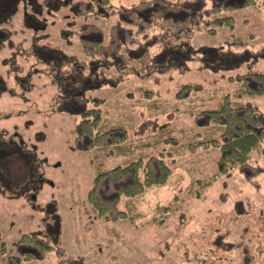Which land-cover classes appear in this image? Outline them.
Masks as SVG:
<instances>
[{"label":"rangeland","instance_id":"374dc122","mask_svg":"<svg viewBox=\"0 0 264 264\" xmlns=\"http://www.w3.org/2000/svg\"><path fill=\"white\" fill-rule=\"evenodd\" d=\"M79 1L51 0L37 23L24 22L23 10L29 8L18 1L19 8L0 22V28L9 32V43L0 42V128L7 127L2 138L19 132L26 141L25 149L31 152L29 144L35 143L30 164H35L32 167L36 166L39 175L34 180L40 184L37 190L29 191L34 197L29 199L24 183L31 177L29 169L25 175L18 168L0 169V248L4 244L5 254L16 253L15 241L21 234L35 231L46 235L60 250L52 249L46 256L20 264H264V163L260 162L262 169L256 175L240 168L219 174L216 145L192 150L180 145L168 181L148 186L134 197L133 220L96 215L87 201V191L97 167L124 164L129 157L101 148L78 149L74 136L80 115L57 101L62 91L58 76L68 70L71 60L81 58L77 25L83 19L97 22L104 39L116 19L107 12L100 14L98 7L77 13L82 10ZM136 1L111 0L115 6ZM233 14L231 28H218L209 34L195 27L172 39L174 43L182 40L178 46L182 50L228 44L233 36L249 49L261 48L264 0ZM33 47H42L44 59L39 60ZM124 49L120 53L123 58L105 68L110 78L86 94L103 98L99 128L121 124L128 131V143L137 147L143 140L152 141L142 143L144 150L167 146L165 140L154 141L162 126L180 129L173 134L181 138L193 124V117L184 111L188 94L178 95L183 83H199L201 92L218 87L231 92L238 83L230 75L245 69L243 65L213 70L197 51L180 67L162 72L155 69L141 76L136 73L137 63ZM160 49L154 46L151 53ZM260 62L264 63V57ZM142 87L157 91L156 100L164 109L149 107L156 95L145 101L139 95ZM244 99L264 107V95ZM93 104L92 100L87 102L89 107ZM256 159V153L250 155L251 161ZM162 205L167 209L158 210Z\"/></svg>","mask_w":264,"mask_h":264},{"label":"trees","instance_id":"16d2710c","mask_svg":"<svg viewBox=\"0 0 264 264\" xmlns=\"http://www.w3.org/2000/svg\"><path fill=\"white\" fill-rule=\"evenodd\" d=\"M259 1L138 0L120 6H115L111 0L79 1L82 10L77 13L96 11L98 7L102 10L100 14L107 12L115 15L116 19L109 25L104 39L103 29L97 22L83 19L77 25L76 33L81 34L77 36L81 58L71 60L68 70L58 76L62 86L58 101L60 106L80 115L74 136L78 149L101 148L112 155L129 157L124 164L97 167L87 191V201L96 215L110 220H133L136 211L134 197L148 186L168 181L180 145L189 150L206 145L218 146L219 174L235 168L248 170L252 175L260 172V162L264 163V107L244 98L264 95V63L260 62V58L264 57V45L252 50L233 36L228 44L218 43L195 49L185 47L182 50L178 47L182 40L177 43L173 41L180 37L179 32L195 27H202L209 34H215L218 28H231L235 10L256 6ZM154 46L161 48L156 54L151 53ZM123 49L137 63L136 73L141 76L149 75L155 69L162 72L171 67H180L197 51L202 53L204 63L213 70H230L243 65L245 69L230 75L231 80L238 83L231 92L222 87L201 92V84L183 83L178 95L188 94L184 111L193 117V124L185 131V137L182 135L181 138L173 134L174 130L180 129L162 126L154 141L165 140L170 145L157 148L153 145V148L144 150L141 149L142 143L152 141L143 140L137 147L134 143H128V131L121 124L99 128L102 118L99 104L103 98L86 94L110 78L105 75V68L122 57L120 53ZM159 55L163 57L159 58ZM61 67L58 66V69ZM198 89L200 92L195 94ZM139 95L144 100L156 95L154 100H150L149 107L164 109L156 100L157 91L154 89L142 87ZM90 100L94 106H87ZM173 109H177L176 106ZM253 153H256L257 159L251 161L250 155ZM212 178H208L204 184ZM159 209L166 210L167 206H159ZM17 243L25 246V249L5 254L1 248L0 264H20L24 260L34 259L37 253L46 256L52 249L60 250L46 235L35 231L21 234Z\"/></svg>","mask_w":264,"mask_h":264},{"label":"flooded vegetation","instance_id":"af4514ba","mask_svg":"<svg viewBox=\"0 0 264 264\" xmlns=\"http://www.w3.org/2000/svg\"><path fill=\"white\" fill-rule=\"evenodd\" d=\"M18 1H20L23 4L22 7H24V3H26V7L29 8V10H25V9L23 10L24 22L32 20V21H34V23H37L38 21L42 20L41 15L44 12L43 7H47L48 4H52L51 0H0V22L7 20L8 16L13 11H15V9L17 10L19 8V6H17L19 4ZM62 3H63V1H62ZM44 18H45V16H44ZM43 23H45V22H43ZM6 33H9V32H5V30H2V28H0V42H4L5 40L6 41L8 40V36L6 35ZM7 42L9 43V40ZM11 43L12 42H10V44ZM33 46H34V44H33ZM33 49H34V54L39 58L40 61L42 59H44L43 55L45 53L41 51L42 47L41 48L40 47L39 48L33 47L32 50ZM28 124L29 123L27 121L25 126ZM6 132H7V127H1L0 128V169L5 168V167L6 168L4 170H7V168H9V167H12L15 169L18 168L21 175H25L26 173H28L27 170L29 169V171L31 172V177L28 178L24 182L27 185V193H28V194L26 193L27 195L26 194L25 195L27 198L32 199L34 197H32V196L30 197L31 193H29V191L31 189L37 190L38 187H40L38 180H36V179L34 180V178L39 175V173L36 171V166H35V168H33L32 166H34L35 164L34 163L30 164V161L33 160V157H34V151L36 149V145H35V143L31 142L29 144V146L30 145L33 146L32 147L33 152L27 151L25 149V148H27V144H25L26 141L24 142L22 134L20 136L19 132L14 131V133H12L11 137L2 138L4 136V134H6ZM36 135H38V134H36ZM14 139H16V140H14ZM1 177H2V175H1ZM18 178H20L19 174H18ZM33 196H35V194ZM17 240L15 241V247L18 250L17 252H20V251L25 249V246L17 243ZM1 243H3V242H1ZM1 248L2 249L4 248V244H1ZM1 248H0V250H1ZM9 254H14V253H9ZM36 257H43V256H41L39 253H37Z\"/></svg>","mask_w":264,"mask_h":264}]
</instances>
